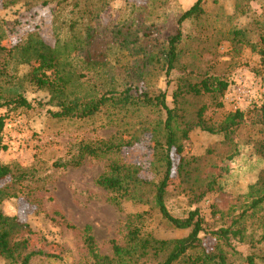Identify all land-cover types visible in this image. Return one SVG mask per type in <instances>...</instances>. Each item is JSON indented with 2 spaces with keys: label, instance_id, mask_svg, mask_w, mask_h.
<instances>
[{
  "label": "rangeland",
  "instance_id": "obj_1",
  "mask_svg": "<svg viewBox=\"0 0 264 264\" xmlns=\"http://www.w3.org/2000/svg\"><path fill=\"white\" fill-rule=\"evenodd\" d=\"M195 1L90 2L92 19L83 15L81 23L93 28V38L77 57L82 59L74 64L85 77L79 92L86 95L89 90L130 88L134 94L136 90L155 88L166 92L171 107V94L183 75L193 78L208 71L224 76L229 86L220 100L222 106L214 107L208 96L187 97L186 115L192 118L199 107L205 106L206 120L218 123L229 113L242 111L246 124L238 128L230 142L223 135L198 129L190 132L182 142L181 156L171 155L173 165L165 205L171 215L179 218L197 210L208 232L227 228L241 216L238 226L246 238L232 240L236 254L228 253L227 264H249L247 258L253 264H264V241L260 240L264 234V203L254 213H241L251 200L250 187L264 170V159L256 152L264 134L254 124L255 107L264 103V65L249 49L235 48L229 36L231 30L253 28L255 20L264 17V0L244 2L243 8L248 10L245 15L237 11L236 0H203L204 15L183 24V54L176 69L166 77L156 64V56L173 34L178 16ZM0 20L6 24L5 45L14 44L30 32H37L50 47L55 44L50 7L0 10ZM62 34L68 36L66 31ZM27 69L22 67L20 72ZM25 97L43 107L32 111L0 110V116H5L1 133L5 148L0 149V163L24 174V179L15 185L17 197L4 201L1 209L4 215L29 226L31 233L22 236L29 249L53 256L38 257L30 264H93L85 243L87 235L93 238L98 255L111 257L112 242L121 247L126 244L127 216L137 213H148L144 230L157 240L188 235V230L169 228L151 204L116 200L114 194L96 184L112 162L137 167L141 179L158 181L160 169L151 165L153 141L149 132L158 118L156 114L150 110L104 108L90 119L58 120L48 113L58 109L47 103L46 92L28 88ZM104 142L127 147L117 156L86 157L77 167H60L72 160L82 146ZM180 157L196 160L187 178L177 174ZM210 176L217 180V185L195 203L194 196L204 190ZM9 182L1 181L0 186ZM200 237L204 248L211 250L215 241L210 234L202 233ZM0 264L7 263L0 258Z\"/></svg>",
  "mask_w": 264,
  "mask_h": 264
},
{
  "label": "trees",
  "instance_id": "obj_2",
  "mask_svg": "<svg viewBox=\"0 0 264 264\" xmlns=\"http://www.w3.org/2000/svg\"><path fill=\"white\" fill-rule=\"evenodd\" d=\"M92 1L0 0V10L17 6L24 10L50 7L55 25L53 47L43 42L37 32L27 33L14 44L5 45L6 24L0 20V110L32 111L36 107L42 108L40 102L35 106L25 97L27 89L32 88L47 93L49 97L47 103L58 109L56 112L48 113L58 120L90 119L104 108L150 110L156 114L158 118L151 124L149 132L153 141L151 165L160 169L158 181L152 183L141 179L137 167L112 162L107 171L98 177L96 184L101 189L114 194L116 200L142 205L151 204L152 209L157 211L161 221L169 228L188 230L189 233L180 239L157 240L144 230L147 212L129 215L126 218V244L121 247L116 242H112L111 257L98 255L95 252L93 238L87 235L85 243L93 264H180L182 262L183 264H227L228 253L236 254L232 240L243 241L246 238L242 228L238 226L241 216L227 228L208 232L197 210L189 212L182 218L171 215L165 205V195L173 165L171 155L174 153L181 156L182 142L188 139L189 133L198 129L211 135H223L225 141L230 142L238 128L246 124L245 112L235 111L226 115L221 122L211 123L204 116L207 107L201 106L192 118L187 117L184 109L187 97L208 96L213 101L214 107L222 106L220 100L228 89V80L222 75L208 71L193 78L186 74L179 78L176 89L171 94V107L168 106L166 92L155 88L136 90L134 94L130 88L106 92L89 90L88 94L82 95L79 90L85 83L82 82L85 77L79 73L74 64L79 62L77 59H82L77 57L93 38V28L81 23L83 15L89 20L92 19L93 12L88 9V4ZM98 1L105 4L107 0ZM236 1L237 11L245 15L248 10L243 8V3L249 0ZM202 6L203 0H196L188 10L178 16L173 34L167 38L161 52L156 56V64L166 77L176 69L183 54V49L180 48L184 39L183 24L200 19L204 15ZM64 31L68 36L62 34ZM229 36L235 48L249 49L259 57L261 65H264V17L255 20L253 28L246 26L231 30ZM22 67L29 69L21 73ZM255 111L257 120L254 124L259 126L264 134V103L255 107ZM4 120L5 116H0V149L5 148L1 142ZM125 147L127 144L113 142L100 143L98 146L84 145L79 148L72 160L60 167H77L86 157L117 156ZM256 152L264 159V139L257 143ZM194 162L196 160L180 157L177 164L179 177H189ZM8 179L10 180L8 184L0 186V258L7 264H30L33 259L41 256L53 258L51 255L29 249L26 241L22 239L23 235L31 233L29 226L15 217L3 214L1 209L3 202L17 197L15 185L24 179V174H17L10 166L0 163V182ZM216 185L217 180L208 177L204 190L198 196H194V202H199L207 193L212 192ZM191 192L194 193L193 190ZM248 198L251 200L248 207L241 212L243 215L248 210L254 213L264 203V170L257 183L250 187ZM202 233H209L215 241L209 251L202 245L200 237ZM260 240L264 241V234ZM246 261L249 264L254 263L250 258Z\"/></svg>",
  "mask_w": 264,
  "mask_h": 264
}]
</instances>
